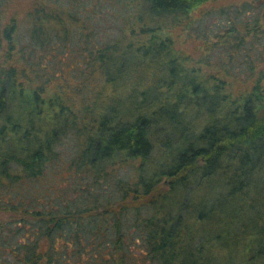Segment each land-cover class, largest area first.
<instances>
[{"label":"trees","instance_id":"trees-1","mask_svg":"<svg viewBox=\"0 0 264 264\" xmlns=\"http://www.w3.org/2000/svg\"><path fill=\"white\" fill-rule=\"evenodd\" d=\"M215 1L0 0V264H264V0Z\"/></svg>","mask_w":264,"mask_h":264},{"label":"rangeland","instance_id":"rangeland-1","mask_svg":"<svg viewBox=\"0 0 264 264\" xmlns=\"http://www.w3.org/2000/svg\"><path fill=\"white\" fill-rule=\"evenodd\" d=\"M10 4L7 10V17L14 15L17 20L20 18H23L25 12L33 7L34 0H10ZM242 1H249V0H217L215 2H208L203 5V10H210L213 8H218V6H225L230 4H239ZM200 10V11H201ZM215 20L213 19V16L208 15L206 18L205 23H212ZM193 32V30H192ZM194 33V32H193ZM191 33L190 29L186 30V28H173L171 31L172 39H173V47L176 49V51L180 52L181 54L188 55L189 59L192 61H196L199 57H201L203 54L208 53L210 55H213V52L209 53L207 49L205 48V45L202 43L200 38H197L196 36ZM216 53V51H214ZM214 53V54H215ZM213 57V56H212ZM234 89H237L241 86V84L237 82H233ZM47 92L49 93V90L47 89ZM72 142L69 140L66 142V146L70 148V144ZM10 217H13V214L8 212H2L0 211V220H5Z\"/></svg>","mask_w":264,"mask_h":264}]
</instances>
